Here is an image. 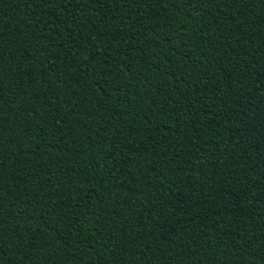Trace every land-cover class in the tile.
<instances>
[{
    "label": "trees",
    "instance_id": "16d2710c",
    "mask_svg": "<svg viewBox=\"0 0 264 264\" xmlns=\"http://www.w3.org/2000/svg\"><path fill=\"white\" fill-rule=\"evenodd\" d=\"M0 264H264V0H0Z\"/></svg>",
    "mask_w": 264,
    "mask_h": 264
}]
</instances>
